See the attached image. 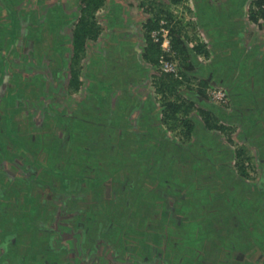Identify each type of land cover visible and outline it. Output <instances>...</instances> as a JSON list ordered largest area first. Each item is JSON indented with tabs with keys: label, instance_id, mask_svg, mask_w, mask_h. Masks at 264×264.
<instances>
[{
	"label": "rangeland",
	"instance_id": "obj_1",
	"mask_svg": "<svg viewBox=\"0 0 264 264\" xmlns=\"http://www.w3.org/2000/svg\"><path fill=\"white\" fill-rule=\"evenodd\" d=\"M15 1L0 0L3 5L2 7L0 4V8H2L0 9V19H2L0 26H4L2 23L7 24V26L10 23L9 20L8 22L5 21V10L11 13L12 20L11 25L3 28L0 33H9V35L17 37L18 32L23 29L20 28V30L19 24L14 22V19H19V13L27 18V12L31 11L29 12L30 17L32 11H36L42 19L35 27L34 24L31 26V22H25V25L31 26H26V32L33 33V29L37 31L41 24L44 26L43 22L47 16L53 15L54 17L51 21L50 19L47 22L45 21V24L49 23V27H52L51 25L55 23V19H62L61 11L68 16H70L71 11L79 12V0H22L20 7L23 12L11 8V4ZM230 2L232 3V0ZM149 3L158 4L163 9L169 7L175 17L182 16L185 5L189 6V9L193 7L192 0L190 2L186 0L177 6H171L168 0H107L106 7L97 14V22L101 27V33L95 41L88 42L85 46L86 53L81 61L84 70L81 69L78 73L85 81L84 87L91 84L90 91H83V89L80 91L81 96L79 99L87 98L86 103L83 101L75 105L73 109L75 113L71 118L63 116L64 110L56 112L55 110L46 111V109H43V111H46L43 112V116L45 115L44 122L48 117L53 118V120L56 118L54 123L48 125V128L56 129L54 140H47L46 136H41L43 140L34 142L31 138L32 132L29 133V131L36 126L33 128L29 123L21 125L12 124L10 120L8 121L9 114L12 113L13 115L20 112L19 107L13 111L11 109L10 111L9 109H7L8 111L0 110V118L5 121V124L0 127V155H2L0 159L5 163L3 166L12 168L11 161L15 156L25 157L22 146L31 151L30 158L27 159L28 163L25 165L26 169L33 173L31 178L29 180L26 178L27 181L25 182H19V179H17L15 183H8V179H6L5 186L3 184V190L0 191V229H2L1 233L3 234L2 238L0 236V243L4 241V250L7 249L10 252L14 249L19 250V253L25 257L23 262H19L20 264H28L26 259L30 260L32 255L37 254L40 255L42 264H44L43 260L51 263L49 255H52V251L55 252V250H57V253L62 254L67 250V259L73 260L75 264H84L82 260L78 263L79 260L75 259L79 255H81V259H88L84 261L85 264L94 263L91 260H95L94 264H104L105 261H110L109 258L112 255L117 261L121 258L120 260L124 264H140V260L145 261L147 264H192V261H197V258H199V262L197 261L195 264H202L205 258H208L210 264L214 262L217 264H235V261L232 260L233 255L239 253L231 254V258L230 255L224 256L225 250L231 248L232 244L236 250L241 251L245 258H248V262L243 259L239 263L251 264V262L254 263L257 260L262 264L260 259L264 255V182L263 184L260 182L257 185L258 188L256 185H252L255 181L245 178L249 184L238 188V186L231 185L233 183L228 181L229 188H232L233 191L230 189L231 192L226 191L228 197L225 198L217 190L220 188L218 184L226 179L228 174L226 170L214 166L213 161H216V157L214 153H211L208 145L201 149L196 141L185 147L186 152L184 150L180 151L174 146L167 148V143L164 142L160 144L162 147L155 148L150 146L152 145L151 142L154 143L151 140V142L147 141L149 146L145 147L147 145L144 142L145 140H142L143 144H138L135 140H130L128 136L125 140L117 138L118 132L115 130L125 132L123 126L118 123L119 113L115 111L114 106L117 107L124 97L115 96L112 98L113 106L112 102L109 103V100H107L106 85L116 82L114 80L121 74V71L122 73L124 70L126 71L130 59L123 54L127 49L125 47L132 49L136 43H138L137 47L140 46V42L145 44L142 25L148 18L146 9L149 7ZM52 6L57 11L54 8L49 11ZM114 10H118L119 16L117 13V19L113 18L112 12ZM194 10L196 9L194 8ZM202 10L207 15H214L215 17L218 15L215 11L206 8H202ZM227 11L222 10L220 13L229 20V16L232 14H226ZM34 16L31 15L32 18ZM67 31L68 33H66ZM71 32L72 26H69L63 34L70 35ZM20 38H22V33L18 39ZM14 39L13 37L12 40ZM32 39L34 40V37ZM12 46H14L13 41L4 48V50L7 49L5 52H10V56L16 55L17 51ZM19 46L21 47V43ZM50 46L51 43L48 44V51H54V60L50 59L49 63L47 57L48 64H37L31 68L44 73L41 77L42 80H50L46 88L47 94L50 90L55 89V79L52 73L57 67L56 65L61 66L63 64L65 67L66 64L69 65L68 69L66 68L63 72V76L68 77V75L74 76L77 74V69H74L75 72H73L70 66L75 63L70 59L71 50L65 54L60 52L62 47L55 46L54 42ZM20 47H18L19 51ZM23 47H25V41ZM56 52L57 55H55ZM3 54L0 53V62L2 60L0 66H3L6 59L5 53ZM44 55L47 56L46 53ZM123 57L126 64L120 66ZM117 59V65L125 67L124 70H113L110 67L109 61L115 62ZM16 61H13V65L16 64ZM89 61H93V63L89 65ZM28 62V60L21 62L23 69L31 66V64H27ZM113 65L116 64L113 63ZM152 68H154V71L160 70L158 63ZM241 70L243 71V67H241ZM177 71L179 73L178 69ZM89 76L92 82L88 83ZM42 80L36 81V83L34 81L39 89L38 91L31 92L28 89L27 91L31 93L37 91L36 96H38V92L42 90L41 85L39 87V84L43 82ZM16 82L18 81L15 79ZM235 87L242 98L249 95V85L247 90L244 85L238 84ZM65 88L67 87L65 86L61 91L64 90L62 94L67 96L63 102L67 105V107H64L66 109L72 104V100H70V93H65ZM212 88L215 87L209 86L207 90L209 91ZM2 96H0V101L3 100ZM8 98L6 97V101L9 100ZM13 99L14 97H10L11 101ZM88 102L92 103L89 104ZM106 103H109L108 111L105 110L106 112L103 113V107ZM58 104L56 107L61 109L63 105ZM99 107H101V111L98 113L96 109ZM144 110H136L138 112L137 116L130 115L133 116L131 119L129 116L130 123H133V121L138 123L140 119L144 120V118L146 121L148 115L153 116V108H149L146 112ZM61 120L66 123L63 127L59 125ZM104 120L107 122L106 128L102 124ZM239 121L243 122L241 119ZM63 131H66L67 135L62 136ZM38 132H40L39 129ZM112 132L115 134L114 137L110 136ZM232 137L234 136L232 135L230 138ZM259 137L258 141L264 142V135H259ZM190 147L191 149H189ZM189 150L198 152L199 156L190 157L191 152ZM261 150V152H264V148ZM262 155L264 157V154ZM23 157H21L22 160H24ZM253 159L254 157L245 162H252ZM204 167L205 169H203ZM207 171L208 174L205 173ZM15 172L18 173L19 169L17 168ZM247 173L252 174L250 170ZM5 175L7 173L3 170L0 173V178L4 179ZM20 183L22 185H19ZM226 183H222V188L225 189ZM77 184L80 187L75 191L74 185ZM22 187H30V192L24 194L21 192ZM18 188H21V191ZM12 190L14 192H11ZM12 193H15L13 197H16V201L10 202L8 200ZM184 194L186 197H183ZM41 199H47L48 203H44ZM98 200L100 209L104 208V215L99 216L101 220L92 227L89 223L85 224L91 234L88 233L91 240H84L79 235L80 233L77 230L75 231L77 223L72 220L76 221L80 217L91 218L96 210L91 205L99 206ZM93 201L94 203H92ZM13 203L16 205L11 207ZM40 205L42 206L39 207ZM106 213L107 216H110V219L114 216L119 217L120 223L113 221V225L109 222L107 226L108 217L105 218ZM22 216L27 219L30 217V220H35L34 218L38 216L45 221L38 224L41 226L40 229L45 230L42 231L41 235L44 237L41 236L40 245H36L38 243L33 238L36 234L35 230H25ZM47 216L48 218H46ZM144 217L149 218V221H145L146 224H144V221H140ZM143 227L151 230H145ZM135 228L145 232L143 233L144 239L148 240L142 242L145 244L144 246L140 245V241L137 240L140 233L139 231L135 232ZM88 229H85V238ZM22 230L23 234L19 235ZM31 232H33V235H29ZM222 232H225V234L222 235ZM102 233L109 235L106 237ZM50 234L51 237L49 238L48 235ZM112 236L115 237V245L113 243L108 245V238L110 239ZM14 238L17 243L15 246H13ZM6 241L8 242L6 243ZM143 252L147 255L141 259L140 256L143 257ZM121 253L122 255H120ZM2 254L4 253L0 252V255ZM96 254L98 257H96ZM117 255H119V258L116 257ZM18 256L20 257V255ZM23 259L21 258V260ZM123 259H130L131 263L123 261ZM117 261L112 262L115 264ZM17 262L18 258L16 256H8L0 264H17ZM63 264L72 263L69 261V263ZM116 264L120 263L117 262Z\"/></svg>",
	"mask_w": 264,
	"mask_h": 264
},
{
	"label": "crops",
	"instance_id": "obj_2",
	"mask_svg": "<svg viewBox=\"0 0 264 264\" xmlns=\"http://www.w3.org/2000/svg\"><path fill=\"white\" fill-rule=\"evenodd\" d=\"M187 1L190 2V0ZM251 1L252 0H236L235 4H232L228 0H192V9H189L190 7L185 5V7H183L185 10L182 16L175 17L173 15L172 17L171 29L173 30V35L171 36V49L176 55V60L181 63V74L184 80L180 89L183 92V97L185 96L184 98L191 100L193 103V110L189 114L192 118L190 124H194L196 126L195 133L196 135H201V139L198 140L196 135L190 138L183 133L185 131L183 126L184 119L181 118V114H179V121L183 122H180L179 125H173L172 129L168 124L163 125L161 121L158 122L159 118L161 119V112L159 111L158 115L157 108V110L153 108V116L151 117V115H148V120L145 121V118L143 117L144 120L140 119L138 123H134L133 120L134 124L130 123V119L134 115H138V110L140 111L145 109L144 111L146 112L149 108H152V103L155 107L158 105L156 101L158 94H156L154 90L156 80H154L155 78L153 76L156 74V71H154V68H152L143 57L145 44L141 42V47L136 46L138 43H136L135 47H133V49L136 50V53L133 55L138 58L139 64L146 69L143 71V76L141 74L139 76L133 75V78L129 80V88L126 87L127 93L124 95L122 100L125 102V106L123 107L124 109L119 112L118 123L123 126V131L134 133L132 139L138 144H143L142 140H145V143L151 140L154 143L150 141L152 144L150 146L155 148L162 147L160 144L161 142H164L167 143V148H172V146H174V148H177L180 151H186L185 147L189 146L190 143L195 142L196 139L199 147H205L203 120L206 121L204 119L206 116L209 118L211 117L209 124L213 126L211 129L214 136H216L215 140H218L216 142L217 146L221 149L228 148L230 151L241 150L244 152V157L249 158V160L254 157L249 168L252 174H248V179L253 182L255 181L252 185L255 186L256 184V187H258L257 185H259L260 182L261 184L264 182V179L262 180V178H264V157H262L264 152H261V149L264 148V142L258 141L260 139L259 135H264V22H254L249 17L248 10ZM197 3H200L201 5L202 3L206 4L209 8H211L209 4H213L214 7L211 9L218 13V15L215 17L214 15H207L204 11L199 12L198 10L197 12V10H194V8L196 9ZM225 7H228L229 9H224ZM222 10H228L225 13L232 14L229 16V20H227L226 16L220 13ZM72 13L74 12L71 11L70 16ZM5 16H7L5 21L8 22L9 18L7 13ZM0 21H2V19H0ZM2 25H4L3 28H7L11 25V22L8 26L7 24L5 25V23H2ZM62 31L63 30L61 28L60 33ZM66 33H68V31ZM194 46H196V50L199 51L200 54H198L196 58H189V53H194L192 51ZM126 52L123 53L124 56L126 55ZM127 56L129 58L132 57L130 55ZM21 62H24V60H17L15 62L16 64H14L16 68H13L15 70L17 68L22 70L23 66H21ZM82 64L83 63H81V67ZM121 64L124 65L125 60ZM109 65L111 66V64ZM56 66L57 67H55L52 73L54 74L55 79V89L50 90L48 94H43L41 102L45 106H49L51 108H56V105L59 102V104L63 105L61 109H65L64 107H67V105L63 102L66 100L67 96L62 94L64 90H61L64 89L65 86L67 87V82L70 81L71 75H68V77L65 75L63 76V72L66 68L68 69L67 64L66 67L63 64L61 66ZM241 67H243V71L241 70ZM31 68L32 66L28 67L27 71L32 74L42 72ZM56 73L58 74L57 76L55 75ZM122 75L123 73L121 74V77H125V74L123 76ZM7 80L8 76L6 75L5 82ZM80 82L81 85L79 90L70 94V100H72V104L68 107L70 109L66 108L72 114L75 113L73 109L76 101H84L86 103L87 98L79 99L81 96V89H83V91L88 90L91 85L87 84L84 87L85 81L82 77H80ZM89 82H92L91 78H89L88 83ZM205 82H208V84L204 85ZM238 84L241 86L244 85L246 90L249 85V95L245 98H242V95L238 93V89L235 87ZM209 86H220L227 90L229 104L225 107L226 109L222 106H216L209 101L208 95L206 94L207 87ZM65 90V93L69 94V89L65 88ZM6 92L7 96V89H0V95H4ZM115 96L117 95H110L108 93L107 100L111 99L112 102V98ZM238 96L240 97L238 98ZM50 101L52 102L50 103ZM88 103L91 104L92 102ZM112 105H114L113 102ZM112 105L111 107H113ZM22 117L20 115V117L17 118V124L19 123L23 125L26 123V121H24L25 119H21ZM239 117H242L244 120L246 119L245 127L238 123ZM254 118H258V120ZM231 120H235V123L231 124ZM222 121H227L226 123L230 126V128L225 130L217 128V126L221 125ZM232 135L234 136L232 137L233 139L230 138ZM202 142L203 144H201ZM147 146H149L148 143L145 147ZM194 153L195 152H191L189 156H199V154ZM180 156L186 157L185 155ZM215 157L216 161L222 162L220 155L216 154ZM246 179L245 181H247ZM79 187V184L74 185V189L76 191ZM43 200L41 199V201ZM44 203H48V201ZM41 218L40 224L45 222ZM46 218H48V216ZM146 219L148 220L149 218L147 217ZM37 220L39 219L34 220V223H37ZM109 222L113 225V220H108L107 225H109ZM144 224H146L145 221ZM147 230L151 229L148 228ZM224 234L225 232H222V235ZM108 235H106V237ZM114 241L112 240L113 245H115ZM109 244L110 243H108V245ZM120 255H122V253ZM145 255L147 254L144 253L143 257L140 256V258H144ZM118 256L119 255L116 257ZM58 258L59 259L55 257V260L60 262L58 264L67 261L66 255ZM109 259L111 262L108 260L105 261L104 264H114L112 261H117V259L115 260L113 258V255ZM120 259H118L119 261L117 262L124 264ZM198 259L199 258H197V261ZM207 259L208 258H205L204 260L208 261ZM83 260L86 261L88 259ZM123 261L131 263L130 259H123ZM117 262H115V264ZM140 264L147 263L140 260Z\"/></svg>",
	"mask_w": 264,
	"mask_h": 264
},
{
	"label": "trees",
	"instance_id": "obj_3",
	"mask_svg": "<svg viewBox=\"0 0 264 264\" xmlns=\"http://www.w3.org/2000/svg\"><path fill=\"white\" fill-rule=\"evenodd\" d=\"M21 1L22 0H16L15 2H13L11 4V6H12L11 8L14 10L17 9V10H20V12H23L21 7H20L22 5ZM184 1H186V0H168L169 4H171V6L172 5H174V6L180 5ZM228 1L230 2L231 0H228ZM235 2H236V0H232V4H235ZM263 4H264V0H252L251 1L248 11H249V17L252 19V21L264 22V9L262 8ZM106 5H107V0H79V6H78L79 12L78 13H77V11H74V13H72L71 16H68V15L66 16L62 12H60L63 16L62 19H58V20L55 19V21H54L55 23L51 25L52 27H49V25H50L49 23L45 24V21L47 22L48 19H50V21H51V19H54V17H53V15H50V17L47 16V18L44 19V22H43L44 26H43V24H41L39 30L37 28L38 32L33 29L32 30L33 33H26V34H24L25 33L24 30L23 29L21 30L20 28H26V26L31 27V26H33V24L35 27L39 22H41L42 19L38 16L36 11H32V13H31V15H35L34 18H32L31 15L29 17V12H31V11L27 12V16L29 18L28 17L26 18L25 15H21L19 13V19L20 20L14 19V22L19 24L18 27L21 31L18 32L17 37L12 36V38L13 37L15 38L13 41L16 43L19 35L22 33V37H23L22 40L25 41V47H23V48L20 47V53H22V50L27 48L26 47L27 39L28 38L32 39L34 37V40L32 39V41L34 44L33 49L35 51V57H37V61H40L42 56L45 53L47 54V57L49 60L50 59L52 61L54 60V57H55L53 54L54 51H51V50L48 51V49H49L48 44H50V43H51V46H52V43L54 42L55 46L59 45L60 48L62 47V51H60V52L67 53L68 48H69V50H71V53H72L70 59L75 61V63L73 65H70L71 69L73 72H75L74 69H77V74H75L74 76L73 75L70 76V81L67 82V88L69 89V93L73 94L79 90L80 85H81L80 75H78V73H80V70L82 69L81 68V63H82L81 61L83 60L85 53H86L85 46L87 45L88 42L95 41L98 38L99 34L101 33V27L97 22V14L100 10L104 9L106 7ZM53 6L51 7V9L49 11H52V8H54ZM209 6L211 8L214 7L213 4H209ZM202 8L212 10L211 8L207 7L206 4H203V3H202V5L200 3L196 4L197 12H198V10H199V12L204 11V10H202ZM54 10L57 11L55 8H54ZM212 11H214V10H212ZM146 12L148 13V18L146 19V21L142 25V29H143L142 35H143L144 42H145L143 57L145 58L146 62L149 63L151 65V67H153L154 65L157 64L159 57L163 54H162L160 45L155 44L151 41L150 32L152 30H155L158 28V26H159L158 24H159L160 20H165L167 23V26L169 27L170 40H171V38H172L171 36L173 35V33H172L173 30L171 29L173 13L169 9V7H166L163 9L162 6H160L158 4H156V5L151 4V3H149V7L146 9ZM112 13H113V18L117 19L116 15L118 13V10H114V12H112ZM204 13H205V11H204ZM118 16H119V13H118ZM8 18H9V21L11 22L12 21L11 20V13L9 11H8ZM25 22H27V23L31 22L32 25L31 26L25 25ZM24 25H25V27H24ZM69 26H72L71 34L70 35L63 34L64 30ZM61 28L63 31L60 33ZM171 43H172V41H171ZM70 46H71V49H70ZM43 47H46V48L48 47V48L45 51L43 49ZM125 48H127L126 49L127 50L126 55L132 56L134 53H136V50H134L133 48L132 49L128 48V47H125ZM192 51L194 53H189V55H188L189 58H191V57L196 58V56H198V54H200L199 51L196 50V46L193 47ZM116 53H118V52H116ZM51 55H53V56H51ZM55 55H57V52L55 53ZM23 57H24V59H22V60L27 61L26 55L23 54ZM164 57L167 60H170L175 64L176 68L179 70V78L174 77L171 74H164L160 70L156 71V74H154L153 76L155 78L154 80H156L154 90H155V93L158 94L157 95L158 97L156 98L158 105L155 107V105L152 103L151 107L158 109V115H159V111L161 112L160 113L161 119L159 118L158 122L161 121L163 125L168 124L171 129H172L173 125H176V124L179 125L180 122H183V121H179V118H180L179 114H181V118L184 119L183 126H184L185 131L183 133H185L187 137L188 136L190 138L194 137L196 135V133H195L196 126L194 124H192V125L190 124V121L192 120V118L189 116L190 112L193 110V105H192L193 103L191 100L184 98L185 96L183 97V95H182L183 92L180 89V86L184 81L183 76L181 74V65H180L181 63H180V61L178 62V60H176V55L172 49L169 53L164 54ZM118 59H119V57H118ZM118 59L115 62L109 61V64H111L110 67H112L113 70H124L125 67L123 68V67H119V65H117ZM129 59L130 60L128 61L129 63H128V66L126 68V71L123 72L125 74V78H121V74H122V71H121V74L118 77H116L114 80L116 82H114L113 84L106 85L107 93H109L110 95L116 94L117 97H119V96L124 97V95L127 93L126 87L129 88V86H128L129 82H130L129 80H131L133 78V75L139 76L141 74L143 76V71L146 68L142 67L139 64L138 58L134 57V55H133ZM121 60L123 62L124 57L121 58ZM92 63H93V61H89V65ZM113 63L116 65H113ZM27 64H29V63H27ZM120 66H122V64H120ZM36 78L37 77H35V79ZM88 78H91V77L89 76ZM175 82H176V84H175ZM206 84H208V82L204 83V85H206ZM42 86H43V83H41V88H43ZM214 87H220V86H214ZM220 88L224 89L226 94H227L226 104L213 102L210 100L209 97L208 98L212 104H214L216 106H222L223 108H225L229 104V96H228V92L225 88H223V87H220ZM207 91L208 90H206V92ZM122 100L123 99H121V103H119L117 105V107L113 105L115 108V111L118 113L121 110H123L124 109L123 107L125 106V102H123ZM110 102H111V99H109V103ZM109 103L103 107V110H104L103 113L108 111L107 107H108ZM96 111H97V109H96ZM100 111H101V107L98 108L97 112L99 113ZM211 116H214V115H211ZM158 117H160V116H158ZM210 118L206 116L204 118L206 121L203 120L205 144L208 143L206 145L209 146L208 148H210L211 153H214V155H216V154L220 155V157L222 159V162L213 161V163L215 164L214 166L217 168L219 167L221 169L226 170V172L228 174V177L226 179H223L224 182L221 181L218 184L220 186V188L218 190L216 188V190L219 193H221V196L226 198V197H228L226 195V194H228L227 192H229L230 190L233 191L232 188H229V186H230V185H228L229 182H232L233 184H231V185L238 186V188H242L247 184L245 181V178L248 179L249 175H248L247 171L249 170V168L251 166V162H245L246 160L248 161L249 158H245L244 152L241 150L230 151L228 148L221 149L219 146H217L216 142L218 140L217 141L215 140L216 136H214V133H212L211 127H213V126L209 124ZM239 119L243 120V122L239 121ZM239 119H238V123H240L242 126H245V120L242 117H239ZM254 119L258 120V118H254ZM226 122L227 121H222L221 125L217 126V128L222 129V130L230 128V126H228ZM234 123H235V120H233V121L231 120V124H234ZM102 124H103V127L106 128L107 122L105 120L103 121ZM103 130H105V129H103ZM115 131L118 132L117 138H120V140H125L127 136L131 140L132 136L134 135L133 132H129V131H124L125 133L119 132L117 130H115ZM114 135L115 134L113 132H112V134H110L111 137H114ZM87 136H88V133H87ZM198 136L199 135L197 134L196 135L197 139L198 140L201 139L202 136L201 135L199 137ZM218 136H219V134H218ZM197 139L195 140V142L197 141ZM218 139H219V137H218ZM201 144H203V142ZM201 144H200V146H201ZM69 146L71 147V145H69ZM200 148L204 149L203 146ZM189 149H191V147ZM189 152H191V151L189 150ZM197 154H198V152H197ZM261 167H262V165H261ZM203 169H205V167ZM209 171H210V169H209ZM262 172H263V170H262ZM205 173L208 174V171ZM263 175H264V172H263ZM226 182H228V183H226ZM222 183L227 184L225 189L222 188ZM3 184H5V180L0 182V185H2V187H3ZM22 189H23L22 191L20 190L21 192H23L24 194H28V192H30L31 188L22 187ZM243 190H244V188H243ZM236 191H234V192H236ZM11 192H14V190H12ZM13 195H15V193L11 194L10 199L8 201H10V202H13V200L15 201L16 197H13ZM179 196H180V194H179ZM184 196L186 197L185 194L183 195V197ZM43 202H47V200H45V201L43 200ZM14 205H16V204H14V203L11 204V207H14ZM41 206L42 205H40L39 207H41ZM106 217H108L107 220H113V221H117L119 223L121 221L120 218L117 216H114L111 219H110V216H106ZM22 218H24L23 222L25 223V230H28V229L35 230L34 232H36V234L34 235L33 238L36 240V243H38L36 245H40L39 243H40V239L42 236L41 234L43 233L42 231H45L44 229H40L41 226L38 225V224H40V218L41 217L37 216L36 218H34L35 220L39 219V220H37L38 224L34 223V220H30L31 219L30 217H28V219H27L26 217L22 216ZM93 219L96 220V219H98V217L95 216ZM146 220L147 219L144 218L141 221L143 222ZM1 230L2 229H0V236L2 238L3 234L1 233ZM25 230H24V232H25ZM4 231H6V230H4ZM7 232H9V231H7ZM9 234H11V233L9 232ZM22 234H23V230L19 235H22ZM29 235H33V232H31ZM42 237H44V236H42ZM16 244H17L16 239L14 238L13 246H15ZM237 250L234 247V245L232 244L231 248H229L228 250H225V252H224L225 256L231 255L233 253H240L241 252L239 250H238L239 251L238 252ZM1 251L2 250H0V252ZM5 251H6L5 255L3 254L4 256H2L3 258H6L9 255V253H8L9 251H7V250H5ZM11 253H12V255H9V256H13V257L16 256L17 257L18 255H20V257L18 256V259L20 258V260L17 262V264H20L19 262H21V261L23 262L25 260V257L19 253L18 249H14V251H12ZM26 253H28V252H26ZM61 255H62V253H61ZM56 256H58V255H55L52 253V255H49L51 263H49L48 261H45V260H43V263L44 264H53V262L56 261L55 260ZM21 258L22 259L24 258V259L21 260ZM27 258H28V256H27ZM2 261H3V259L0 257V262H2ZM26 261L28 264H42L40 261V255L39 254L32 255L31 259L30 260L26 259Z\"/></svg>",
	"mask_w": 264,
	"mask_h": 264
},
{
	"label": "water",
	"instance_id": "obj_4",
	"mask_svg": "<svg viewBox=\"0 0 264 264\" xmlns=\"http://www.w3.org/2000/svg\"><path fill=\"white\" fill-rule=\"evenodd\" d=\"M1 6L3 7L2 4H1ZM0 9H2V8H0ZM5 11L8 14V10H5ZM2 29H3V26L2 27L0 26V31ZM23 30L25 32L24 34H26L27 33L26 32V28H23ZM0 37H1V39H0V43H1L0 44V53L2 55H4L3 53H5V55H6V59L4 60L3 66H0V86H1L0 89L1 88H3V89L5 88L8 91V95L7 96H6L7 92L4 95L2 94L3 95L2 96L3 100L0 101V110L8 111L7 109H9V111H10V109H11V111H13V110H16L17 107H19L20 108V109H18V110H20L19 113H16V114L12 115V113L10 112L11 115L9 114L8 121L10 120V122H12V124H14V123L17 124L16 120L21 115V117L23 116L21 119L22 120L25 119L24 121H26V123H29L30 125H32L33 128H34V126H36L33 130L29 131V133L32 132V134H31L32 141L36 142V141L43 140L41 138V136H46L47 140H49V139L54 140V137H55V134H56V129L48 128V125H49V123H54V120L56 118H54V120H53V118L48 117V118H46L47 119L46 122H44L45 115L43 116V112H46L47 110H55L56 112L64 110V115L63 116H65L67 118L68 117H70V118L73 117V114L70 113L67 110L68 108L67 109H59L58 107H56L57 108L56 109V108H51L49 106H45L44 104H42L41 99L43 98V94L46 93L47 84L50 81L49 79L47 81L42 80L41 77L44 75V73L32 74V73L28 72L27 69L20 70V69L17 68L15 70L13 68V67H15L13 65V61L14 60H21L22 57H23V54L26 55L27 60L29 61L28 63L31 64V66H36L37 64L40 65V64H43V63H47L48 64V62L46 60L47 56L43 55L41 60L37 61V57H35V51L33 49L34 48V44H33V41H32L31 38L27 37L28 38L27 39V44H26L27 48L23 49L22 53H20L18 47H20L19 46L20 43H21V47L24 45V42H23L24 40H22L23 37L20 38V39H17L16 43L12 40V36L9 35V33H2L1 32L0 33ZM11 41H13V43H14V46H12V47L15 50H17L16 51V55L14 54L12 56L9 55L10 52H8V51L5 52L7 49L4 50V48L7 47V44H9ZM43 49L46 51V48L43 47ZM68 51H69V48H68ZM1 62H2V60H1ZM49 63H50V60H49ZM6 75L8 76V80H7L8 82L7 81L5 82V76ZM35 77H37V78L35 79ZM15 79L18 82L15 83ZM41 80L43 81V82H41V83H43V86H42L43 88H42L41 92H38V96H36L37 91L39 89L34 84V81L36 83V81L38 82V81H41ZM41 83L39 84V87H40ZM27 89H28V91H31V92L32 91L35 92V90H37V91H36V93H31V92H28ZM6 97L7 98L9 97L8 101H6ZM10 97L11 98L14 97V99L11 101ZM5 102H8V103H5ZM81 102H83V101H81ZM81 102L76 101L75 105H78ZM43 109H46V111H43ZM0 121H1L0 122V127H1V126H3V124H5V121H2L1 118H0ZM59 125H61L63 127L64 125H66V123H65L64 120H61V122H59ZM41 126L43 127L42 129H41ZM38 129H39V131L41 133L38 132ZM63 135H67V132L63 131L62 132V136ZM21 148H22V150L24 152V156L25 157L19 156V155L15 156L12 159V161H11V164L13 165L12 168H9L7 166L5 168L3 166V164H5L4 161H1V159H0V162H1V165H2V166L0 165V173H2L3 170L6 171L7 175H5L4 180L8 179V181L6 180L8 183H11V182L15 183V181L17 179H19V182H25V181H27L26 178H28V180H29V178H31V176L33 174V173L30 172V170H27L26 166H25L28 163L27 159L30 158L31 151L23 148V146ZM4 156H5V154H4ZM21 157H23L24 160H22ZM0 158H2V155H0ZM17 168L19 169L18 173L15 172ZM31 168H29V169H31ZM25 171H29V172L26 173ZM4 180L2 178H0V182L4 181ZM19 185H22V184L20 183ZM20 189L21 188H18V190H20ZM1 190H3L2 185H0V191ZM15 201H16V199H15ZM112 240L114 241L115 237L112 236V238H110L108 242L112 243ZM146 240H148V239H146ZM143 241L141 240V242H140V245H142V246L145 245L144 243H142ZM146 243H148V242H146ZM62 256L63 255H58L56 257H57V259H59L58 257L61 258ZM58 263H59V261H57V260L55 262H53V264H58Z\"/></svg>",
	"mask_w": 264,
	"mask_h": 264
},
{
	"label": "built area",
	"instance_id": "obj_5",
	"mask_svg": "<svg viewBox=\"0 0 264 264\" xmlns=\"http://www.w3.org/2000/svg\"><path fill=\"white\" fill-rule=\"evenodd\" d=\"M262 8L264 9V4L262 5ZM158 25L159 26L157 29L151 31L150 39L153 43L158 44L161 47L163 55H161L157 61L159 69L164 74H171L174 77L179 78V73L174 63L164 57V54L171 51L169 27L167 26L165 20H160ZM208 96L213 102H218L221 104H226L227 102V94L225 90L219 87L210 89L208 91Z\"/></svg>",
	"mask_w": 264,
	"mask_h": 264
},
{
	"label": "flooded vegetation",
	"instance_id": "obj_6",
	"mask_svg": "<svg viewBox=\"0 0 264 264\" xmlns=\"http://www.w3.org/2000/svg\"><path fill=\"white\" fill-rule=\"evenodd\" d=\"M90 203V202H89ZM92 203H94V201L92 202ZM98 203H99V200H98ZM91 204V203H90ZM99 206H97V205H91L92 207H94L96 210H95V214L94 215H92V217L91 218H85V217H80V218H77L76 219V221L75 220H72L74 223L76 222L77 223V225L75 226L76 228H75V231L77 230L78 231V233H80L79 235H81V238L82 239H86V240H91V234L89 233V229L88 228H86L85 227V224H87V223H89V225L92 227V226H94V224H96V223H98L101 219H99V216L101 217L102 215H104V208L103 209H100V203L98 204ZM75 216V215H74ZM95 216H97L98 217V219H96V220H94L93 218L95 217ZM107 216V213H106V215H105V217ZM73 219H75V218H73ZM93 222V223H92ZM136 222V221H135ZM71 223V222H70ZM72 224V223H71ZM96 226V225H95ZM108 226V225H107ZM106 226V227H107ZM145 230H147L145 227H143ZM142 228V229H143ZM78 229H82V230H78ZM85 229H88L87 230V237L85 238V235H86V233H85ZM96 229H97V226H96ZM47 231V230H46ZM74 231V232H75ZM110 231V230H109ZM108 231V232H109ZM139 231V235H138V239L137 240H139L140 242H141V240L143 241V240H146V239H144V234L143 233H145V232H141V229H139V230H137V228H135V232H138ZM47 232H50V231H47ZM90 235H89V234ZM103 234V233H102ZM103 235H107V234H103ZM127 236V235H126ZM125 236V237H126ZM48 237L50 238L51 237V234L50 235H48ZM48 238V239H49ZM136 239V238H135ZM8 241H6V243H7ZM137 243V242H136ZM4 246H5V243H4V241L2 242V243H0V250H2L1 251V253H4V255H5V253H6V251L4 250ZM67 248V247H66ZM66 248H64L65 250H66ZM7 250V249H6ZM67 251V250H66ZM66 251H65V253L64 254H62V255H66ZM55 255H61V253H57V250H55V252L54 251H52ZM9 254L11 253L10 251L8 252ZM12 254V253H11ZM3 254L2 255H0V257L3 259V261H4V259L5 258H3L2 256H4ZM82 255H83V253H82ZM97 255V254H96ZM9 256V255H8ZM7 256V257H8ZM98 256V255H97ZM96 256V257H97ZM229 256V255H228ZM84 257V256H83ZM92 257V256H91ZM262 259H260V261L262 260V264H264V255H262ZM17 258H18V256H17ZM230 258H231V255H230ZM76 260H79V262L78 263H80L81 262V260L83 261V263L85 264V262H84V260L83 259H81V255H79L78 256V258L76 257L75 258ZM222 259H223V256H222ZM243 259H244V261H246V262H248V258H245L244 256H243V254H241V252L239 253V254H237V255H233V258H232V260H234L235 261V264H241V263H239V262H241V261H243ZM20 260V258L18 259V261ZM69 261L72 263V264H75V263H73V260H70V259H67V261H65L64 263H66V262H68L69 263ZM92 262H94L95 263V260H93ZM195 262H197V261H195V260H193L192 261V264H195ZM199 262V261H198ZM60 263V262H59ZM202 263L203 264H210V263H208V261H205V260H203L202 261ZM5 264H7V263H5ZM63 264V263H62ZM213 264H215V262L213 263ZM217 264V263H216ZM251 264H260L257 260H256V262H251Z\"/></svg>",
	"mask_w": 264,
	"mask_h": 264
}]
</instances>
